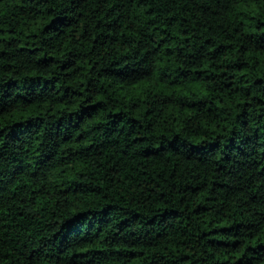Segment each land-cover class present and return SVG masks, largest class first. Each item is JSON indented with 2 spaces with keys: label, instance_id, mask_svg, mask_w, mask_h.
<instances>
[{
  "label": "trees",
  "instance_id": "1",
  "mask_svg": "<svg viewBox=\"0 0 264 264\" xmlns=\"http://www.w3.org/2000/svg\"><path fill=\"white\" fill-rule=\"evenodd\" d=\"M0 264H264V0H0Z\"/></svg>",
  "mask_w": 264,
  "mask_h": 264
}]
</instances>
